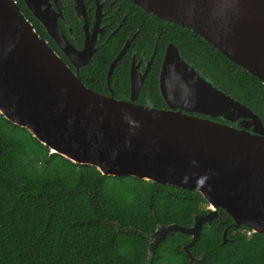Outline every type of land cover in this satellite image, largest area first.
I'll return each mask as SVG.
<instances>
[{
	"label": "water",
	"instance_id": "obj_1",
	"mask_svg": "<svg viewBox=\"0 0 264 264\" xmlns=\"http://www.w3.org/2000/svg\"><path fill=\"white\" fill-rule=\"evenodd\" d=\"M23 1L76 70L37 33L15 0H0V114L26 129L50 156L94 167L103 176L193 190L208 204L191 227L159 226L149 237L147 264L175 233L191 238L183 252L194 264L192 248L204 226L221 221V212L233 226L264 236V124L257 113L200 73L174 43L167 46L159 76L167 109L138 102L153 61L144 76L133 63L130 96L115 97L112 74L133 39L110 66L109 95L95 92L80 73L90 67L99 36L88 32L78 51L34 0ZM75 1L85 14V0ZM130 1L192 30L264 84V0ZM229 241L225 231L223 243Z\"/></svg>",
	"mask_w": 264,
	"mask_h": 264
},
{
	"label": "trees",
	"instance_id": "obj_2",
	"mask_svg": "<svg viewBox=\"0 0 264 264\" xmlns=\"http://www.w3.org/2000/svg\"><path fill=\"white\" fill-rule=\"evenodd\" d=\"M128 21L116 35L111 54H97L83 82L103 95L108 62L129 32L141 27L132 49L151 54L159 37L152 70L139 103L165 108L158 90L161 59L174 43L197 69L222 83L223 89L257 113L264 124V84L192 30L145 12L122 0ZM23 11V6H20ZM37 32L43 29L28 17ZM47 38V37H46ZM129 61L119 62L116 98L129 93ZM206 200L196 191L145 182L133 177L103 176L91 166L75 165L49 150L26 129L0 114V264H147L150 236L159 226L191 227L196 214L207 213ZM221 221L204 226L192 248L194 264H264V236ZM227 231L230 240L223 243ZM234 241V242H232ZM187 235L170 234L156 249L151 264H190L183 248Z\"/></svg>",
	"mask_w": 264,
	"mask_h": 264
},
{
	"label": "flooded vegetation",
	"instance_id": "obj_3",
	"mask_svg": "<svg viewBox=\"0 0 264 264\" xmlns=\"http://www.w3.org/2000/svg\"><path fill=\"white\" fill-rule=\"evenodd\" d=\"M15 1L18 3L19 8L20 6H23L22 8L23 11L21 10V8L20 10L23 12L25 17L33 24V26H34V22H32L28 17H32L33 20L36 23H38V25L43 29L47 37V38L44 37V39L48 42V45L71 67L72 70H76L74 66L72 65V63L70 62L69 58L61 50L59 45L50 37L46 29L35 18L32 11L27 7L24 1L23 0H15ZM120 1L122 0H85L86 12L85 14H83L78 8V4L76 3L75 0H34V4L37 6H40L42 11H45V20L48 19L52 22L54 21L57 22L62 35L78 51L83 50L85 43H86L88 32L92 35L99 36L98 48H97L96 53L93 56L90 67L87 70H82L80 73V76L82 79H83V76H85V72L87 74L90 73L93 60L95 59L97 54L99 53L102 54L101 57L103 58L104 55L111 54L112 51L114 50L113 45L117 42V40L115 39L116 35L120 32L122 28H124L129 18L128 13H126V11L123 9L122 3ZM140 30H141V27H139L135 31L131 30L129 34L127 35L126 40L123 43L121 49L116 54L115 58L111 62H109V60H106V62H108L109 64L108 69H107V74H106V83L108 87V72H109L112 62L120 54V52L124 48L127 41L133 39L132 44L130 45V47L127 49L126 53L123 56V58L128 55L130 56L129 68H128L129 69V74H128L129 93L125 95L124 97H122L121 99L130 96L131 69H132L133 63H135V66L137 68L138 76H144L146 71L148 70L150 62L153 61L150 71L152 70L154 60L157 55L158 44H159L158 35H157V41L155 42V46L151 54H147L146 50L140 52L139 49H132V46L137 36L139 35ZM170 43L172 42H169L164 49L162 59H161V65H162L164 55L167 50V46ZM122 59L120 61H122ZM118 64L116 65L114 72L112 74V78H111V85L115 86V90L117 87L118 79L115 78L114 75H115V70ZM161 65H160V70H161ZM150 71L148 72V75L145 78L144 84L146 82V79L149 76ZM159 76H160V71H159ZM159 76H158V90H159ZM115 90H114V93H115ZM109 93L110 92H108V94ZM138 101H139V97H138ZM158 109H167V106L165 108H158Z\"/></svg>",
	"mask_w": 264,
	"mask_h": 264
},
{
	"label": "built area",
	"instance_id": "obj_4",
	"mask_svg": "<svg viewBox=\"0 0 264 264\" xmlns=\"http://www.w3.org/2000/svg\"><path fill=\"white\" fill-rule=\"evenodd\" d=\"M253 233L251 230L247 231V236H251Z\"/></svg>",
	"mask_w": 264,
	"mask_h": 264
},
{
	"label": "rangeland",
	"instance_id": "obj_5",
	"mask_svg": "<svg viewBox=\"0 0 264 264\" xmlns=\"http://www.w3.org/2000/svg\"><path fill=\"white\" fill-rule=\"evenodd\" d=\"M208 208H209V207H208ZM208 208H207V209H208Z\"/></svg>",
	"mask_w": 264,
	"mask_h": 264
}]
</instances>
